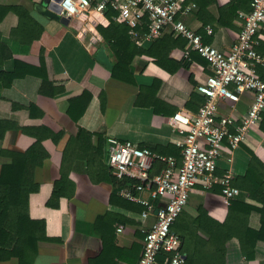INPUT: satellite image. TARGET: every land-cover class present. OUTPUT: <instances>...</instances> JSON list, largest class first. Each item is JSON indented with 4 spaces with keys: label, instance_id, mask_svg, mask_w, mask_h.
<instances>
[{
    "label": "crops",
    "instance_id": "1",
    "mask_svg": "<svg viewBox=\"0 0 264 264\" xmlns=\"http://www.w3.org/2000/svg\"><path fill=\"white\" fill-rule=\"evenodd\" d=\"M196 1L198 8L184 17L186 24L201 34L206 44L228 51L238 39L245 21L241 14L251 10V1L234 0L238 7H229L223 15L222 9L231 0ZM0 5L20 6L30 16L27 31L14 32L19 22L15 8L1 20L4 60L0 70L13 71L16 61L38 68H31L32 72L28 68L10 86L0 81V121L8 124L0 136V150L26 151L39 136L49 153L35 170L40 186L30 194L29 210L32 218L46 221V233L54 240H40L36 250L28 253L27 264H137L145 230L154 222L156 210L144 216L143 204L113 194L110 173H105L103 167L110 168L109 139L131 141L157 154L180 159L183 135L171 126L169 118L176 112L193 116L198 111L204 96L197 87L213 74L208 61L196 51L185 57L187 42L168 29L159 41H146L142 46L134 42L140 52L133 58L129 78L117 79L109 74L116 61L110 45L102 40L88 47L78 38L75 25L63 23L60 14L47 7L44 0H0ZM208 26L212 34L207 32ZM12 32L27 40H20ZM32 36L34 40L29 42ZM257 49L264 54V32ZM40 69L51 82L45 92L41 91L43 78L37 74ZM259 73L264 77V67H259ZM84 92L91 94V100L74 120L68 113L70 102ZM252 101V92L243 93L236 104V115L245 113ZM231 108V101L220 102L221 113ZM30 130L39 133L34 135ZM80 131H86L82 135L86 140L88 132L93 133L90 150L78 139ZM253 153L264 156V122L250 130L233 154L226 150L216 175L231 174L234 183L247 172ZM90 157L95 160L93 169L88 164ZM10 159L0 155V169ZM153 170H157L156 165ZM62 175L67 177V190L72 195L62 196L59 206L52 207L47 201ZM143 194L156 208L161 205L162 200L152 198L149 191ZM180 215L187 223L197 218L195 242L210 240L203 226L209 225L210 219L226 223L229 215L221 186L207 189L199 180ZM120 223L125 229L117 234ZM250 223L259 226L258 213L251 214ZM173 230L178 233L176 226ZM218 239H214L216 244H221ZM225 246L226 264H264V241L257 243L251 260L240 251L236 237L227 240ZM0 264L20 261L12 256L0 260Z\"/></svg>",
    "mask_w": 264,
    "mask_h": 264
},
{
    "label": "built area",
    "instance_id": "2",
    "mask_svg": "<svg viewBox=\"0 0 264 264\" xmlns=\"http://www.w3.org/2000/svg\"><path fill=\"white\" fill-rule=\"evenodd\" d=\"M250 1L251 10L241 14L244 24L236 43L228 51L206 44L202 35L186 24L184 17L198 8L196 0H61L58 3L60 16L70 19L78 38L88 47L104 40L99 26L107 27L112 20L126 23L132 40L139 46L158 39L170 29L175 36L187 40L185 57L196 51L213 71L207 81L197 87L204 96L198 111L193 116L176 112L169 118L171 126L183 135L181 162L173 155L157 154L131 141L109 139L107 154L112 174L118 179L127 176L138 181L121 187L118 194L143 204L144 216L158 210L151 227L145 230L137 264H186L183 241L173 225L199 180L207 189L219 184L228 205L241 193L233 185L231 174L219 177L216 170L226 150L233 154L250 130L264 120V78L258 70L264 67V54L257 49L264 32V0ZM109 10L116 13L110 17ZM207 32L212 34V27L208 26ZM245 92L253 93V101L238 117L236 104ZM222 100L232 102V108L225 113L219 109ZM156 160L161 161L163 167L151 176ZM146 190L152 198L162 200L159 207L144 196ZM124 229V224H118L117 234ZM161 254L164 259L160 262Z\"/></svg>",
    "mask_w": 264,
    "mask_h": 264
},
{
    "label": "trees",
    "instance_id": "3",
    "mask_svg": "<svg viewBox=\"0 0 264 264\" xmlns=\"http://www.w3.org/2000/svg\"><path fill=\"white\" fill-rule=\"evenodd\" d=\"M229 7H235L236 9L238 6H235L234 0H231L230 3L222 9V15L229 10ZM13 8L16 9L19 17L18 26L14 29V32L19 29H26L27 31V27L30 26L28 24L30 19L29 14L20 6ZM13 8L0 5V22L9 10H13ZM115 13L116 12L113 10L108 11L110 17ZM220 22H224L223 16H221ZM99 30L104 37V41L110 45L116 56V61L109 69L110 76L121 80L129 78L130 66L132 65L133 58L140 52L129 34V26L126 23H119L112 20L111 24L107 27L99 26ZM170 31L173 33V30ZM12 35L17 36L22 41L27 40V38L21 37V34H14L12 32ZM25 36L28 37L29 35L25 34ZM178 38H182L187 42L183 36H178ZM33 40L34 36L28 41L32 42ZM157 40L159 41V39L154 41L156 42ZM3 60L0 33V64L3 63ZM28 68H30V72L34 71L31 69L34 67H27L24 63L16 61L13 71L8 72L0 70V81H2L4 86H10L15 78L25 75L28 72ZM37 74L43 78L41 91L45 92L47 84L51 82L48 81L46 74L44 71H41V69L38 70ZM90 100L91 94L89 92H84L81 96L71 100L68 109L69 115L74 118V120H77L86 110ZM202 100L204 101V98ZM263 122L264 120L262 124ZM7 127L8 124L5 121H0L1 137ZM30 131L34 135L39 133L34 130ZM84 132L86 131H80L77 137L81 139L84 148L87 149L88 146V150H90L92 146L90 140L93 133L88 132L89 134L86 140V138L82 136ZM99 147H101V144L96 148V151L99 150ZM48 154L39 136L26 151L0 150V155L11 158L10 162L3 164L0 169V260H6L15 256L19 259L20 264H27L28 253L36 250L40 240H54L46 233V221L44 219L32 218L29 210L30 194L36 192L40 186L35 180V170L43 164ZM179 157L180 159H178L181 162L182 155H179ZM263 157H260L257 153H253L247 172L240 175L233 183L234 186H237L241 190V193L230 202L229 215L226 223H218L210 219L209 225L203 226V228L209 232L210 240L206 242H195L194 237H197L198 234L196 229L198 224L197 218H192L188 223L181 215L177 218L173 227L176 226L183 241V250L187 253L186 264H226L227 250L225 243L233 237L238 239L239 249L245 258L251 260L255 257L257 243L259 241H264ZM93 160L94 159L91 157L88 159V164L92 169L95 164V160ZM155 165L157 168L156 171L153 170ZM103 167L105 173H110L109 179L114 187L113 194L115 196H120L118 190L121 187L132 186L138 183L136 179L127 176L118 179L112 174L111 168L107 170L106 165H103ZM162 167L163 163L156 160L150 170V175L154 176L158 174ZM91 172L93 173V170ZM66 178L65 175H62L61 179L55 182L52 194L47 201L48 205L58 207L62 196L72 195V191L68 193ZM253 212L259 214L260 224L258 227H254L250 223V217ZM209 226L211 227L209 228ZM215 238H219L218 240L221 244H216ZM209 246H211V248H209ZM139 258L140 257H138V260ZM159 259L160 262L163 261L164 254H161Z\"/></svg>",
    "mask_w": 264,
    "mask_h": 264
},
{
    "label": "water",
    "instance_id": "4",
    "mask_svg": "<svg viewBox=\"0 0 264 264\" xmlns=\"http://www.w3.org/2000/svg\"><path fill=\"white\" fill-rule=\"evenodd\" d=\"M59 1H61V0H53V1L52 0H44V4L47 7L52 8L56 14H60V7H59V4H58ZM60 19L65 24H69V22H70V19L68 17H65V16H61ZM157 212H158V210H156V213Z\"/></svg>",
    "mask_w": 264,
    "mask_h": 264
}]
</instances>
